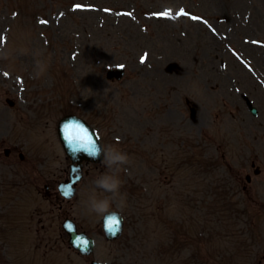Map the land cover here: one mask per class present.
<instances>
[{
  "label": "rangeland",
  "instance_id": "374dc122",
  "mask_svg": "<svg viewBox=\"0 0 264 264\" xmlns=\"http://www.w3.org/2000/svg\"><path fill=\"white\" fill-rule=\"evenodd\" d=\"M121 64L125 79L108 80ZM0 90V139L17 123L25 150L58 147L57 122L75 112L129 158L69 203L97 240L91 257L57 238L46 217L58 207L30 187L0 198V264H264V0H0ZM8 167L0 149V176ZM105 174L122 182L115 196L96 187ZM93 199L124 213L120 240L104 237L108 209ZM34 209L46 212L39 231Z\"/></svg>",
  "mask_w": 264,
  "mask_h": 264
},
{
  "label": "clouds",
  "instance_id": "9594fccd",
  "mask_svg": "<svg viewBox=\"0 0 264 264\" xmlns=\"http://www.w3.org/2000/svg\"><path fill=\"white\" fill-rule=\"evenodd\" d=\"M100 150L98 149L97 153L92 156V158H99ZM105 159L104 163L109 169H115L117 172L120 170L121 166L127 165L129 163L128 155L116 148H108L104 153ZM96 187L102 189L106 193H111L115 196L119 193L120 188L122 187V182L116 175L105 174L100 176L95 181ZM110 201L108 199L96 200L93 199L90 203V208L92 211L97 213H103L109 207Z\"/></svg>",
  "mask_w": 264,
  "mask_h": 264
},
{
  "label": "snow or ice",
  "instance_id": "6c2138e0",
  "mask_svg": "<svg viewBox=\"0 0 264 264\" xmlns=\"http://www.w3.org/2000/svg\"><path fill=\"white\" fill-rule=\"evenodd\" d=\"M77 7L80 6L77 5ZM159 15H170V13H161ZM177 15H186V13H184V11L181 10L180 13H177ZM193 19H198V18L193 17ZM42 23H46V21H42ZM254 43L256 42L254 41ZM145 58L146 56L141 58L142 63L144 62ZM5 75H7V73H5ZM73 129H76L75 133H73ZM65 139L66 142L71 146V150L74 153L82 151V152H86L90 156H94L98 151V148L96 147V140L93 139L92 135L82 126L66 125ZM77 179H79V177H77ZM69 191H70V186H69V190H66L64 194L67 196L69 194ZM119 223L120 222L115 218H112L108 221L107 228L113 235L118 230ZM78 243L80 246H86L88 241L79 240Z\"/></svg>",
  "mask_w": 264,
  "mask_h": 264
},
{
  "label": "water",
  "instance_id": "95a60500",
  "mask_svg": "<svg viewBox=\"0 0 264 264\" xmlns=\"http://www.w3.org/2000/svg\"><path fill=\"white\" fill-rule=\"evenodd\" d=\"M112 218H116V217H111V219H112ZM118 221L120 222V220H118ZM120 229H121V228H120V223H119L118 230L115 232V234H116L117 232H119ZM74 239L77 241V243H78L79 240H85L84 238H82V237H80V236H74ZM85 241H86V240H85ZM87 246H88V249H89V251H90V248H91L90 244L87 243ZM88 249H87V250H88ZM89 251H88V252H89Z\"/></svg>",
  "mask_w": 264,
  "mask_h": 264
},
{
  "label": "flooded vegetation",
  "instance_id": "af4514ba",
  "mask_svg": "<svg viewBox=\"0 0 264 264\" xmlns=\"http://www.w3.org/2000/svg\"><path fill=\"white\" fill-rule=\"evenodd\" d=\"M43 180H44V176H43V175L36 174V178H35V180H31V181H29V182H31V183H35V182H41V181H43Z\"/></svg>",
  "mask_w": 264,
  "mask_h": 264
}]
</instances>
